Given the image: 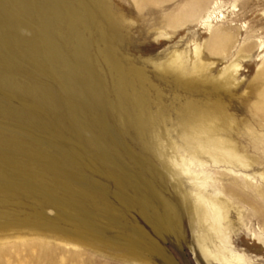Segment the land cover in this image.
<instances>
[{
  "label": "rangeland",
  "instance_id": "1",
  "mask_svg": "<svg viewBox=\"0 0 264 264\" xmlns=\"http://www.w3.org/2000/svg\"><path fill=\"white\" fill-rule=\"evenodd\" d=\"M82 220L264 264V0H0V264H164Z\"/></svg>",
  "mask_w": 264,
  "mask_h": 264
},
{
  "label": "bare ground",
  "instance_id": "2",
  "mask_svg": "<svg viewBox=\"0 0 264 264\" xmlns=\"http://www.w3.org/2000/svg\"><path fill=\"white\" fill-rule=\"evenodd\" d=\"M212 17H213L212 14H210L208 17H206L207 18L206 23H209L212 20ZM208 27H210V24ZM79 37L81 38V40H83L82 43L85 45V48L87 49L88 43L85 41V39L82 38V36L80 34H79ZM149 144H150V146L154 147L153 146L154 145L153 140H150ZM152 156L156 159V157H158V153L152 152ZM5 166H8V165H4V167ZM4 167H2V168L5 169L6 167L5 168ZM8 168H9V172L15 171V170H11L10 167H8ZM47 171H49V170H47ZM25 177H27V176H25ZM6 178L9 179V181H10V178H8V177H6ZM27 182H28V180H27V178H25L24 183H27ZM142 208L145 210V212L150 213V219H151L152 227H153V230H154L157 237L159 235H162L163 232H165V229L168 228L172 232H174L175 237L178 241L182 242L185 239V237H186L185 230L180 226L179 223H178V227L173 226L174 228L173 227L170 228L169 224L171 225V223L167 224V220H166L167 214H166L164 209L160 210V209L155 208V211H154V209L152 208V211H149L147 208L143 207V205H142ZM226 210H229V208L226 207ZM153 212H155V213H153ZM102 213H104V212H102ZM227 213H228V211L226 212V214ZM18 223H20V222H18ZM22 224H25V223H22ZM78 229L81 231L84 229L88 230V235L85 236V238L83 237V235H81L79 237L80 240H75L76 244H81V240H82L84 242H87L88 246H90V247L100 248V247L105 246V243H108L112 248H115L116 250L122 252L124 255L132 256V257H136V258H143V259L147 258V257L155 256V257L161 259L164 264H171V259H169L166 251L162 248V246L159 244V242L157 240H155L156 238L155 239L152 238L143 229L135 228V229H133L132 232H129V233L125 234L123 237H121L120 240H115V239L110 238L108 240V242H103V241H105L104 239L99 240V238H103L102 234H104V233L102 231H99L97 225H95L92 221L82 220L80 225H78ZM98 241H99V243H98Z\"/></svg>",
  "mask_w": 264,
  "mask_h": 264
}]
</instances>
